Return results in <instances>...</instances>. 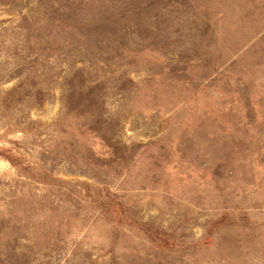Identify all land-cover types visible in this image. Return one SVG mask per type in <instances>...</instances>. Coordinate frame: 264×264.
Wrapping results in <instances>:
<instances>
[{"label": "rangeland", "instance_id": "374dc122", "mask_svg": "<svg viewBox=\"0 0 264 264\" xmlns=\"http://www.w3.org/2000/svg\"><path fill=\"white\" fill-rule=\"evenodd\" d=\"M0 264H264V0H0Z\"/></svg>", "mask_w": 264, "mask_h": 264}]
</instances>
